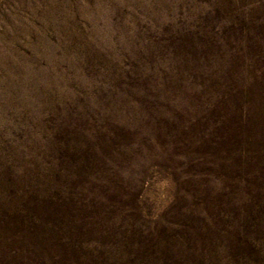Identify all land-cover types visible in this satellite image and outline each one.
Segmentation results:
<instances>
[{
    "label": "rangeland",
    "instance_id": "1",
    "mask_svg": "<svg viewBox=\"0 0 264 264\" xmlns=\"http://www.w3.org/2000/svg\"><path fill=\"white\" fill-rule=\"evenodd\" d=\"M0 264H264V0H0Z\"/></svg>",
    "mask_w": 264,
    "mask_h": 264
}]
</instances>
